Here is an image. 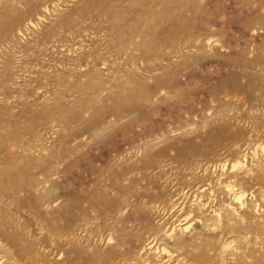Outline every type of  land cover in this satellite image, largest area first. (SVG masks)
I'll return each instance as SVG.
<instances>
[{"label": "rangeland", "instance_id": "374dc122", "mask_svg": "<svg viewBox=\"0 0 264 264\" xmlns=\"http://www.w3.org/2000/svg\"><path fill=\"white\" fill-rule=\"evenodd\" d=\"M0 116V264H264V0H0Z\"/></svg>", "mask_w": 264, "mask_h": 264}, {"label": "bare ground", "instance_id": "6f19581e", "mask_svg": "<svg viewBox=\"0 0 264 264\" xmlns=\"http://www.w3.org/2000/svg\"><path fill=\"white\" fill-rule=\"evenodd\" d=\"M165 8H167V6H165ZM147 16V15H146ZM187 16L181 12L179 14V18L178 19H174L173 22L171 21V25H172V30L169 28L168 30H165V35L167 34V36H165L164 39L163 37H160L157 41L159 42H164V41H169L168 38H170V41H175L176 40V34L178 33L177 29H184L185 24L187 23ZM114 38V37H113ZM143 55V54H142ZM92 72H98L97 70L94 71H89L87 72L88 75L92 74ZM140 85L143 86V84L141 83V81L137 78V85H134L132 88H127L126 89V93L123 95L122 98H124V105L126 107L128 106H133L134 104L136 106L138 105H142L140 101H138V97L141 96L145 91L143 89V87H140ZM94 88H100V84H95ZM121 99V98H120ZM119 99V100H120ZM121 105V104H120ZM58 106H59V101L57 100L56 103H54L51 107H48L47 111L48 112H54L56 110V113L58 112ZM41 112H37L35 111L33 113L34 116L36 117H40L41 116ZM2 120V117L0 116V121ZM39 121V120H37ZM35 123H39V122H35ZM32 124V123H31ZM9 125H15L14 120H10ZM36 125V124H35ZM34 125H27L25 126L26 129H31V127L33 128ZM18 132L17 128H13V133H12V137L16 135V133ZM1 136V134H0ZM15 138H13V142H14ZM67 147V146H66ZM0 149H4V144L2 139H0ZM9 152H10V156L8 158L2 159L0 157V192L7 190V189H11L12 191H15L18 189V187L20 186L18 180L15 181V177H18V175H23V173H26V168H27V164H18V162H16V160L18 159V152L16 149H12L9 148ZM27 159V158H26ZM31 159V158H30ZM26 162V161H25ZM22 185L23 183L20 182Z\"/></svg>", "mask_w": 264, "mask_h": 264}]
</instances>
